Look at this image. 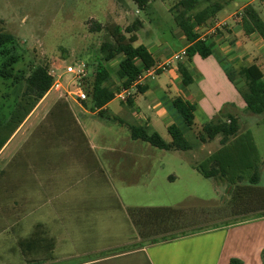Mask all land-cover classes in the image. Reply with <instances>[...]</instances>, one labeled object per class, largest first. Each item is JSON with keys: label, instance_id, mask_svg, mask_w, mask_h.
<instances>
[{"label": "rangeland", "instance_id": "374dc122", "mask_svg": "<svg viewBox=\"0 0 264 264\" xmlns=\"http://www.w3.org/2000/svg\"><path fill=\"white\" fill-rule=\"evenodd\" d=\"M178 1L149 0V4L142 8L135 0H0V32L14 36L15 42L9 48L21 58L15 67L24 76L34 67L46 63L50 70H57L77 60H83L92 69L100 45L110 37V26L118 24L127 27L135 20L143 23L136 32L139 43L148 46L156 57H161L174 54L184 41L181 38L183 33L174 18ZM208 1L216 0H201L199 9ZM217 1L228 2L220 12L225 15L227 10L232 11L251 0ZM253 5L264 19V0H258ZM95 21L101 23L100 31L90 29ZM220 32L227 34L224 30ZM262 52L264 49L253 47L255 57H259ZM213 56L216 60V55ZM164 60L157 58V61ZM226 63L231 70L237 69L232 63ZM117 64L118 60H114L110 66L114 69ZM167 76L168 74L161 75L157 81L162 83ZM235 76L233 85L238 89L237 87L243 86V80L237 74ZM62 82L64 89L74 84L69 75L63 76ZM157 83L152 82L151 87H155ZM11 84H4L0 80V109L5 106L2 115L9 113L14 107ZM21 85L24 87L23 83ZM60 93L63 97H60ZM60 93L52 89L43 104L46 106L57 99L70 101L64 98V92ZM147 104L145 102L144 110L150 114ZM44 105L35 115L38 120L44 115ZM124 105L126 110L132 112L126 102ZM121 107L118 99L110 104L113 113H119ZM173 111L179 117L175 123L181 124L182 117L175 109ZM196 115L198 121H201L202 114L198 111ZM238 116L240 132L243 135L248 133L252 137L255 150L252 154V167L245 166L244 172L239 173H243L245 177L254 172L259 174L260 180L255 187L258 188L257 197H260L264 192V113H241ZM47 118L48 116L45 117L46 120ZM83 121V124L90 125L87 131L94 149L90 156V169L82 166L75 177L74 174L58 177L51 170L55 165L53 164L48 168V178L51 179L49 190L45 194L41 193V196L35 191L31 192L30 187L35 177L32 176L31 179L29 176L24 184H17V199L23 206L16 208L9 206L13 199L7 190L8 183H11L13 176H26L21 167L25 162L24 153L17 155L14 151L24 139L30 125L25 126L8 141L0 155V264L80 263L107 255L104 253L117 254L125 251V247L135 248L138 243H147L151 239H163L189 231L190 227L181 226L204 225L234 218L242 220L245 219L242 215L249 212V209L263 207L260 206L262 202L250 205L243 197L234 198L235 192L231 191L226 178L207 179L198 173L189 174L182 169L183 161L199 163L208 152H199L197 128L192 129L182 123L193 149L185 152L171 151L174 157H169L166 155L169 151L133 140L128 127L119 123L97 115H90L88 120ZM84 125L83 128L87 129ZM161 131L162 137L170 141V134L166 130ZM101 138H106L107 141H99ZM33 140L32 135L30 143ZM116 151L120 152L121 158ZM155 152H161L162 155L148 154ZM113 157L116 159H112ZM30 161L27 163L32 166L37 164L41 168L40 172L43 170L45 173L40 159L31 158ZM67 167L64 164V168ZM25 168L29 170L31 166ZM171 174L178 176L179 180L169 181L167 177ZM57 177L59 181L62 180V184L55 183L54 187H60V193L53 189L52 184ZM27 193L29 199L26 202L20 200ZM171 209L184 211L174 215ZM39 224L42 225L41 228H38ZM36 229L44 231L40 236L44 240L43 244L48 245L23 250L20 240L30 237ZM50 240L53 242L51 246ZM87 264L149 262L143 254H121Z\"/></svg>", "mask_w": 264, "mask_h": 264}, {"label": "crops", "instance_id": "0c3cea01", "mask_svg": "<svg viewBox=\"0 0 264 264\" xmlns=\"http://www.w3.org/2000/svg\"><path fill=\"white\" fill-rule=\"evenodd\" d=\"M257 1L258 0H251L232 11L227 10L225 12L227 15H221V13L217 15V18L226 19L229 26L224 29L227 34L220 32L217 35L212 36V40L219 54H221V56L229 63L236 66L237 69L241 67H248L253 64L261 66L262 70L264 68V52H262L259 57H255L253 55V47H257L260 50L264 49V40L257 34L246 36L239 25L240 21L233 18L234 14L242 13L245 6L254 4ZM209 3L210 2L208 1L204 7H201L200 9L197 7L195 11L197 12L202 10ZM262 8L264 9L263 6ZM198 31L199 29L196 28L195 32L198 33ZM181 33H183L182 30ZM181 38L184 41L178 51L183 48H187L190 45V42L184 33ZM151 53L156 61L157 58L164 60L171 57L173 54L171 53L162 55L161 57H156L153 52ZM213 57L214 56L212 55L208 58H202L197 54L191 59L189 69L194 81L187 87L183 86V80L178 71V65H175L169 71L162 72L155 78L146 77L143 82L138 84L139 86H147V90L144 93L137 92V86L135 84L130 89V96L133 97L134 101L133 107L129 106L132 108V112L125 109L124 101L115 97L114 100L103 108L105 116H117L124 120L127 124L147 125L163 135L161 130H166L168 132L169 126L176 124V120H179L176 112L173 111L175 107L172 102L173 98L178 96H181L197 105L194 128H197L198 132L206 122L211 120L224 107H226L228 112L236 115L241 113L246 114V103L244 99L241 98L242 96H240V92L229 80L218 59L216 58L215 60ZM199 58H202L207 62H202ZM183 63H187V60L183 61ZM164 74H168L167 78L162 83L159 82L160 80L157 81L158 77ZM154 81L158 83L152 88L151 84ZM50 92L51 90L39 102L36 108L16 131V133L19 134L25 126L30 125L27 132L24 134V139L18 144L16 150L14 151L17 155L24 153L23 158L25 159V162H23V166L21 167H23V174L26 176L24 178H15L11 175L13 176L12 181L11 183L9 181L7 190L9 192V196L11 194V199H13L12 203L10 202L9 205L12 208L23 206L19 204V200L17 199V186L24 184V181H26L29 176L31 179L32 176L35 177V181L30 187L31 192L35 191L40 195L41 193H47L49 190L51 179L48 178V168L52 167L53 164L55 165L51 170H53L54 174L58 177L66 174H74L75 177L77 175L76 172L78 173L82 166L90 169V156L94 150L92 146V139L87 131L90 128V125L84 123L87 126V129L86 127L83 128L82 125H84L83 120H88L90 115H97L98 111L93 112L84 107L80 102L74 100L59 103L60 101L57 99L45 106L43 101ZM116 99H118L122 105L119 113H113L110 110V104ZM145 102H148L147 110H150V114L144 110ZM43 105L45 106V112L38 120V116L36 117L35 115ZM57 108L58 110H56ZM54 109L57 113H59V115L60 113H63V119L57 120L55 124H53L52 120H48V118L47 120L45 119V117L49 116L51 111ZM175 111L177 110L175 109ZM198 111L202 114L201 121H198L197 119L196 114ZM106 117L104 119H107ZM108 120L112 121L110 119ZM181 121V124L178 123L176 125L180 126L185 133L182 126L184 121ZM49 122H51V124H49ZM41 123L46 124L47 128L44 129L46 133L39 135L35 134L37 127ZM127 124H123L122 126L127 127ZM15 134L13 136H15ZM32 135L34 136V140L30 143ZM196 137L199 138L198 134H196ZM101 139H99V141H107L106 138ZM6 146L7 144L0 151V155ZM220 146V137L207 142H202L199 139L200 154L208 151L202 161L216 152ZM55 152L56 154H54ZM117 153L119 154V158H121L120 152ZM109 154L110 153H108V155ZM148 154L162 155L161 152ZM166 155L174 157L173 154H171V151L166 153ZM110 156H112V154H110ZM31 158L34 160L36 158L40 159V164L42 169L45 170V173L43 170L40 172L41 168H39L37 164L32 166V164L27 163L31 162ZM112 159L116 158L113 157ZM64 164H67L68 167L64 168ZM183 164L184 166L182 169L185 172H188L189 174H192L193 172L200 174L194 167V164L196 163L183 161ZM28 165L31 166L29 170L25 168ZM58 177L52 182V184L53 189H57L58 193H60L61 191L58 189L60 187H54L55 183H58L59 185L62 184V180L60 179L59 181ZM167 178L172 182L179 180V177L174 174L168 175ZM53 194L55 195L56 192L54 191ZM24 195L25 194H23V198L20 200H25L26 202L29 199V195L28 193L25 196ZM215 222L222 221L217 220L210 223ZM227 224L204 228L202 231L196 233L187 232L174 234L171 235L172 237L170 236L166 238L168 240H164L165 238L152 239V241L147 243H138L135 247L136 249L130 251L117 254L104 253V255H107L96 259L81 261L80 263L78 262L75 264H87L96 260L102 261L121 254H143L149 264H232V260H238L241 264H264V215L260 217H250L249 219L243 221Z\"/></svg>", "mask_w": 264, "mask_h": 264}, {"label": "trees", "instance_id": "16d2710c", "mask_svg": "<svg viewBox=\"0 0 264 264\" xmlns=\"http://www.w3.org/2000/svg\"><path fill=\"white\" fill-rule=\"evenodd\" d=\"M200 1L179 0L175 5L174 18L176 24L190 42V45L187 47V63H178V71L182 77L183 86L187 87L194 81L189 69V63L195 55L198 54L202 58L216 55L232 83L235 84V74L243 80V86L237 88L246 103L245 111L247 113L263 114L264 73L262 67L253 64L248 67L231 70L227 66V60L216 50L212 36L201 40L199 39V34L195 32L199 26L209 25L211 23L210 21L215 19L225 9L227 3L216 0L196 12L195 10ZM135 2L142 8L149 4V0H135ZM142 25V22L135 20L133 24L127 27L118 24L110 26L108 29L110 37L100 45L94 67L89 69V76L83 80V88L87 93V100L80 103L93 112L98 111L97 115L101 118L106 117L103 108L115 99L116 94L124 89L130 90L146 70L156 65V59L148 47L138 41L139 37L136 32ZM239 25L246 36L257 34L264 40V19L253 4L245 6L241 13ZM101 27V23L95 21L90 29L100 31ZM14 42L15 38L12 34L0 32V80L4 84L8 82L12 83V93L15 102V105L13 104L14 107L12 106L13 108L5 115H2V110H4L5 106L2 105L3 107L0 109V115H2V118H0V151L39 102L51 90L54 82V78L49 74L50 66L47 63L34 67L27 76L21 75L15 67L21 58L13 52V49L9 48V45ZM114 60H118V64L113 69L110 63ZM161 73L159 72V74ZM22 83L24 87H22ZM136 89L137 92L144 93L147 90V86H137ZM125 102L128 106L133 107L134 101L132 96ZM172 102L182 117L184 124L189 128H194L197 105L181 96L173 98ZM59 103L65 102L60 101ZM56 110H52L48 116V120H52L53 124L57 120L63 119V113L59 115ZM106 118L118 122L121 125L127 124L117 116ZM127 127L133 140L149 143L159 149L166 151H190L193 149L192 143L188 140L184 131L176 124H172L168 128L171 141H166L160 133L147 125L127 124ZM46 128V124L41 123L37 127L35 134L46 133L44 131ZM198 137L202 142L220 137L221 146L205 160L194 164L195 169L203 177L208 179L226 178L230 183L229 187H231V191L235 192L234 198L238 199L243 197L250 205L262 202L260 206L263 207L249 209V212L242 215L245 218L242 220L234 218L223 222L204 225L189 224L191 226L186 225L181 227H190L188 232L193 233L220 224H232L249 219L250 217L263 216L264 192L262 193L263 196L257 197L256 190L258 188L255 187L260 180L259 174L254 172L251 176L245 177L242 175L243 173H239L244 172L245 166L252 167V154L255 151L252 144V137L248 133L243 135L240 132V117L228 112L226 107H224L217 115L202 126L198 132ZM181 211L183 212L184 210L171 209V213L173 212L174 215L182 214ZM41 226L39 224L38 228H41ZM41 233H44V231L36 229L30 237L20 240V247L23 250H33L43 245L47 246V243L43 244L44 240L40 236ZM52 244L53 242L50 240L49 246ZM125 248V251L122 252L136 249L132 248V246ZM231 263L241 264L238 260H232Z\"/></svg>", "mask_w": 264, "mask_h": 264}, {"label": "built area", "instance_id": "2783aa9c", "mask_svg": "<svg viewBox=\"0 0 264 264\" xmlns=\"http://www.w3.org/2000/svg\"><path fill=\"white\" fill-rule=\"evenodd\" d=\"M235 20H241V13H236L233 15ZM229 26V23L226 19L215 18L209 25L199 26L198 34L199 39L205 40L209 36L217 35L221 30L226 29ZM188 59L187 48H183L182 50L175 52L171 57L164 61H156V65L152 68L146 70L139 79L135 82L136 86H139L141 82L146 77L155 78L159 75V72H165L172 69L175 65H178L179 62H183ZM89 66L83 60H77L66 65L63 69H51L49 74L54 78L53 86L51 88L54 89L57 93L61 91L65 94V99L74 100L77 102H82L87 100V93L83 88V80L89 76ZM65 75H69L72 77L74 84L70 86L68 89H64L62 77ZM61 94V93H60ZM130 90H122L116 97L122 101H126L130 96ZM60 97H63L62 94Z\"/></svg>", "mask_w": 264, "mask_h": 264}, {"label": "water", "instance_id": "95a60500", "mask_svg": "<svg viewBox=\"0 0 264 264\" xmlns=\"http://www.w3.org/2000/svg\"><path fill=\"white\" fill-rule=\"evenodd\" d=\"M222 226V225H221ZM191 233V232H190ZM193 233H196V232H193ZM164 240H168V239H164ZM163 241V240H162Z\"/></svg>", "mask_w": 264, "mask_h": 264}]
</instances>
